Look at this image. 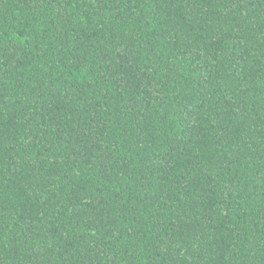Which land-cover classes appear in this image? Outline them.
<instances>
[{
  "label": "trees",
  "instance_id": "obj_1",
  "mask_svg": "<svg viewBox=\"0 0 264 264\" xmlns=\"http://www.w3.org/2000/svg\"><path fill=\"white\" fill-rule=\"evenodd\" d=\"M0 264H264V0H0Z\"/></svg>",
  "mask_w": 264,
  "mask_h": 264
}]
</instances>
